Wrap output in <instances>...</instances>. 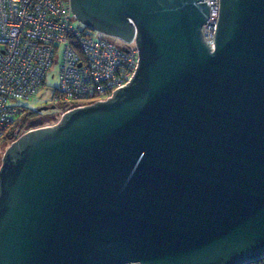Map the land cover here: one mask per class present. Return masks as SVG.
<instances>
[{
	"label": "water",
	"instance_id": "obj_1",
	"mask_svg": "<svg viewBox=\"0 0 264 264\" xmlns=\"http://www.w3.org/2000/svg\"><path fill=\"white\" fill-rule=\"evenodd\" d=\"M138 63L102 102L40 120L0 161V264L264 258V0H69Z\"/></svg>",
	"mask_w": 264,
	"mask_h": 264
},
{
	"label": "built area",
	"instance_id": "obj_2",
	"mask_svg": "<svg viewBox=\"0 0 264 264\" xmlns=\"http://www.w3.org/2000/svg\"><path fill=\"white\" fill-rule=\"evenodd\" d=\"M218 1L203 0L209 17L201 32L209 48ZM75 22L69 0H0V142L26 111L21 102L43 85L58 58L59 85L53 96L60 106L53 114L57 121L71 109L107 100L129 83L138 63L134 41L117 40V45Z\"/></svg>",
	"mask_w": 264,
	"mask_h": 264
},
{
	"label": "rangeland",
	"instance_id": "obj_3",
	"mask_svg": "<svg viewBox=\"0 0 264 264\" xmlns=\"http://www.w3.org/2000/svg\"><path fill=\"white\" fill-rule=\"evenodd\" d=\"M75 25L80 27V25L77 22H75ZM93 36L99 38L104 37L95 33H93ZM111 41L117 45H121V43L115 39H111ZM59 68H60V59L58 58L56 61L52 63L49 70L47 71L43 85L37 89L35 94L30 99L21 102L22 105H25L29 110L35 112L41 118L45 116L53 115L55 112L60 110V106L53 99L55 90L58 88L59 85V80H58ZM31 121L33 120L17 119L15 121L16 128L12 131V135L5 144L0 145V161H1L2 153L4 152L6 147L12 141H14L15 136L18 135L17 132L20 131V135L21 133L22 134L25 133L29 129L28 125Z\"/></svg>",
	"mask_w": 264,
	"mask_h": 264
},
{
	"label": "trees",
	"instance_id": "obj_4",
	"mask_svg": "<svg viewBox=\"0 0 264 264\" xmlns=\"http://www.w3.org/2000/svg\"><path fill=\"white\" fill-rule=\"evenodd\" d=\"M19 119L40 120L43 125H45V124L52 125L57 121V116L49 115V116H45V117L41 118L38 116V114H36L35 112H33L27 108L26 111L22 114V116ZM15 124L16 123H14L12 128L4 135V137L2 138V140L0 142V145L5 144L7 142V140L10 138V136L12 135V131L16 128ZM17 134L18 135L15 136V139L20 135V131H18ZM254 264H264V258L262 260H260L259 262H256Z\"/></svg>",
	"mask_w": 264,
	"mask_h": 264
}]
</instances>
